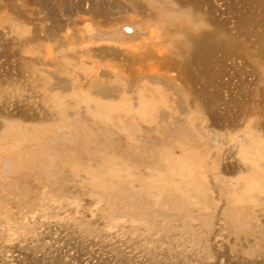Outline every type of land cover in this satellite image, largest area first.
<instances>
[{"label":"rangeland","instance_id":"374dc122","mask_svg":"<svg viewBox=\"0 0 264 264\" xmlns=\"http://www.w3.org/2000/svg\"><path fill=\"white\" fill-rule=\"evenodd\" d=\"M180 1L0 0V264H264V0Z\"/></svg>","mask_w":264,"mask_h":264},{"label":"bare ground","instance_id":"6f19581e","mask_svg":"<svg viewBox=\"0 0 264 264\" xmlns=\"http://www.w3.org/2000/svg\"><path fill=\"white\" fill-rule=\"evenodd\" d=\"M172 1V0H171ZM176 1V0H175ZM180 1V0H179ZM182 1V0H181ZM181 1H180V3H181ZM187 1H189V0H187ZM186 1V2H187ZM199 1H204V2H206V1H209V2H213V5H214V9H212V10H215V13H216V15L218 16L217 18H219V20H223V18H224V13H225V11H224V9H220L219 7H217L216 6V4L218 3V5H219V2L221 3L223 0H199ZM231 1V0H230ZM239 1V0H238ZM237 0L235 1V2H238ZM243 1V0H242ZM248 1H250V0H248ZM178 2V1H177ZM245 2L246 1H244L243 3L245 4ZM189 3V2H188ZM230 3V2H229ZM232 3V2H231ZM230 3V4H231ZM234 3V2H233ZM232 3V4H233ZM169 4H171V3H169ZM190 4H191V1H190ZM194 3L192 2V6H194L193 5ZM195 4H197V3H195ZM231 4V5H232ZM242 4V3H241ZM246 4H247V2H246ZM179 6L178 7H181L180 6V4H178ZM199 4H197V6H198ZM169 6V5H168ZM167 6V7H168ZM188 6H189V4H188ZM244 6V5H243ZM171 7V6H170ZM194 7H196V6H194ZM201 7H203V6H201ZM245 7V6H244ZM192 8V7H191ZM199 9H201L200 7H198ZM250 8V7H249ZM161 9H163L164 10V8H161ZM170 9V8H169ZM168 9V10H169ZM174 9V8H173ZM196 9V8H195ZM195 9H194V12H197L198 10L196 9V11H195ZM202 9H204V8H202ZM201 9V10H202ZM208 9V8H207ZM211 9V8H210ZM167 10V11H168ZM171 10V9H170ZM182 10H183V8H182ZM189 10V9H188ZM187 10V11H188ZM237 10V9H236ZM240 10V9H239ZM238 10V11H239ZM172 11V10H171ZM177 11H178V9H177ZM184 12H185V10H183ZM182 11V12H183ZM247 11V10H246ZM161 13H162V11H160ZM179 12V11H178ZM189 12H191V11H189ZM202 12V11H201ZM204 12H207L205 9H204V11H203V13ZM240 12H241V10H240ZM176 13V12H175ZM191 13H193V12H191ZM208 13V12H207ZM242 13V12H241ZM245 13V12H244ZM169 14V13H168ZM172 13H170V15H171ZM178 14V13H177ZM198 14V13H197ZM239 14V13H238ZM243 14V13H242ZM161 15V14H160ZM193 15V14H192ZM215 15V16H216ZM224 15V16H223ZM226 15H227V13H226ZM176 16V15H175ZM178 16V15H177ZM187 16V15H186ZM194 16V15H193ZM192 16V17H193ZM201 16V15H200ZM199 16V17H200ZM230 16V15H229ZM239 16V15H238ZM243 16V15H242ZM253 16V15H252ZM160 17V16H159ZM162 17H165L164 15L162 16ZM179 17V16H178ZM182 17V16H181ZM188 17H190V15H188ZM191 17V18H192ZM195 17H196V14H195ZM198 17V18H199ZM205 17H208V16H205ZM214 17V16H213ZM226 17H228V16H226ZM226 17H225V20H226ZM233 17V16H232ZM231 17V18H232ZM250 17V16H249ZM257 17V16H256ZM187 18V17H186ZM216 18V17H215ZM229 19H230V17H228ZM235 18V17H234ZM233 18V19H234ZM162 19H164L163 21H162V23H160V24H162V28H161V32H164L163 33V36H166V37H168V36H171V35H169V33L170 32H172L171 30H173L174 28H176V33L178 32L177 31V25L175 26L172 22H171V20H169V22L165 19V18H162ZM184 19H185V17H184ZM189 19V18H188ZM187 19V20H188ZM205 19H207V18H205ZM241 19V18H240ZM187 20H186V23H187ZM193 20V19H192ZM196 20V19H195ZM198 20V19H197ZM219 20H217V21H219ZM231 21H233L232 19H230ZM245 20V19H244ZM243 20V21H244ZM189 21V20H188ZM194 21V20H193ZM201 21V20H200ZM207 22H209V20H206ZM216 20H215V23L217 22ZM229 21V20H228ZM228 21H226V23H227V26H228V24H230V26L232 25V23H228ZM238 21H240V20H238ZM243 21H240V22H243ZM168 22V23H167ZM171 22V23H170ZM176 22H178L177 20H176ZM190 22V21H189ZM196 22V21H195ZM222 22V21H221ZM183 23H184V20H183ZM186 23H184V24H186ZM194 23V22H193ZM211 23V22H210ZM219 23H220V21H219ZM222 23H224V22H222ZM233 23H236L235 21L233 22ZM197 24V23H196ZM121 25H123V26H121ZM188 25V24H187ZM187 25H185V27L187 26ZM190 26H191V24H189ZM217 25V24H216ZM220 25H222V24H220ZM219 25V26H220ZM239 25V24H238ZM251 25V24H250ZM183 26V24H180V27H182ZM199 26V25H198ZM184 27V28H185ZM218 27V26H217ZM115 28H116V25L115 26H112L109 30H114L115 31ZM122 28V29H121ZM126 28H128L127 30H126ZM173 28V29H172ZM189 28V27H188ZM224 28H225V26H224ZM226 28H228V29H230V28H232V26L229 28V27H226ZM233 28H235L234 27V24H233ZM233 28H232V30H233ZM117 29H119L118 31L116 30L113 34H117V35H119V33L120 34H123V35H125V34H132V33H136V31H135V29L134 28H132V26L130 27V24H128V23H126V22H123V23H118L117 24ZM181 29V28H180ZM179 29V30H180ZM187 31H186V33H184V35L185 34H187L186 36H187V38H188V42H189V46H188V48L186 47H184L183 46V48L181 47V49L178 51V52H180L181 54H183V55H186V53L187 52H189V53H187V54H189L190 56L192 55L193 57H196L197 55H199V56H202V55H204L203 53H204V51H205V48L206 47H208L207 45H209V43L210 42H214V43H219V41H220V36H219V40L216 38V40H214L213 38H214V36H213V34H212V32L210 33V32H203V33H199V35L197 34V33H195L194 31H193V28H191L192 30L190 31V30H188L187 28H185ZM250 29V28H249ZM109 30H102L101 32H104V31H109ZM236 30H237V28H236ZM236 30H234L235 32H236ZM91 31V32H90ZM89 32H87L89 35L88 36H90V34L93 32H97V31H93V29L92 30H90ZM181 31H183V30H181ZM180 31V32H181ZM217 32H219V29H217L216 30ZM184 32V31H183ZM226 35H228V37L229 38H231L232 39V41H233V36H231V35H229V34H231V33H228V31H223ZM229 32H230V30H229ZM231 32H233V31H231ZM92 33V34H93ZM175 33V34H176ZM179 33V32H178ZM182 33V32H181ZM103 34V33H102ZM218 34V33H217ZM236 34H237V32H236ZM215 35V34H214ZM219 35V34H218ZM177 36V35H176ZM175 36V37H176ZM185 36V37H186ZM181 37V36H180ZM184 38V37H183ZM182 37H181V39H183ZM229 38H226V40L227 39H229ZM178 39H179V37H178ZM177 39V40H178ZM230 39V40H231ZM180 40V39H179ZM184 41L186 40V39H183ZM182 40V41H183ZM225 39H224V41H226ZM235 40V39H234ZM181 41V40H180ZM223 41V42H224ZM226 42H228V41H226ZM225 42V43H226ZM155 43H159V41H156ZM229 43V42H228ZM186 44V43H185ZM180 45V44H179ZM218 45V44H217ZM226 45V44H225ZM173 44H171V43H168V44H166V46H165V49H164V47H160V46H158V51H160L159 53H160V55H161V52L162 51H164V50H169V49H176V48H173ZM210 46V45H209ZM229 46V45H228ZM178 49V48H177ZM209 50H210V48H208ZM207 49V50H208ZM212 49V48H211ZM222 49V48H221ZM229 49V48H228ZM243 50V49H242ZM212 51V50H211ZM231 51V50H230ZM226 52V51H225ZM240 52V51H239ZM228 53V52H227ZM139 55H142V54H139ZM149 56V58H150V60H151V62L154 64L155 62H156V59H154L155 58V56L156 57H159L160 55H153V53L151 52V51H149V54H148ZM188 55V56H189ZM162 56V55H161ZM189 56V57H190ZM152 57V58H151ZM189 57H186V58H189ZM161 58L162 57H159L158 59V65H162L163 67H170L171 68V65H173V63H174V61L175 60H173L172 58H168V59H165V60H161ZM181 58H184L185 59V57H181ZM190 58H192V57H190ZM197 58V57H196ZM200 58V57H199ZM202 60H203V58H201ZM171 60H173V63L171 62ZM138 61L139 62H141V57L140 58H138ZM195 61V60H194ZM196 61H198V60H196ZM199 62V61H198ZM188 63H191V61L189 62V60H185V63H183V65L185 64H187L188 65ZM169 64H170V66H169ZM181 64V63H180ZM180 64H178V65H180ZM175 65V64H174ZM191 65V64H190ZM196 65V64H195ZM178 67H181V66H178ZM183 68V67H182ZM188 68V67H187ZM185 69V68H184ZM183 69V70H184ZM181 70V69H180ZM181 73V72H180ZM183 73V72H182ZM187 74V73H186ZM121 75H120V72H115V74L113 75V76H110V78H114L113 80H115L116 82H119V83H121V77H120ZM134 81V80H133ZM132 81V82H133ZM97 81H95V82H91V86L90 87H92L93 88V86H95L97 83H96ZM100 83V82H99ZM122 84V83H121ZM123 85V84H122ZM149 88V87H148ZM121 90V89H120ZM119 90V91H120ZM127 91V90H126ZM126 91L123 89V90H121L119 93H115L116 94V96H122V97H124L126 94H128V93H126ZM111 93H106V95H110ZM104 96H105V93L103 94ZM158 96H160V95H158ZM183 102V101H182ZM162 106L163 105H157V111H156V113H157V115H162V113H163V108H162ZM152 107V106H151ZM61 110V109H60ZM148 115V114H147ZM147 115L145 116V117H147ZM130 117H132V116H130ZM129 118V117H128ZM139 122H141V121H139ZM159 127V129L158 130H160V126H158ZM145 129H149L150 130V128H145ZM209 136V135H208ZM163 138V135L162 134H160L158 137L157 136H155V137H153V141H154V143L155 142H157V141H159L160 143H161V146H164L166 143H168V140L167 139H165V140H163L162 139ZM212 141H213V139H212ZM171 144H173L174 146H176V143L175 142H170ZM189 145V144H188ZM192 145H194V146H197V147H199L200 149H201V152L199 153V154H201V155H204V154H207V152L209 153V149H210V147L212 146L211 144H209L208 142H205V144H204V142H202L200 139H195L194 141L192 140V144H190V146H192ZM210 146V147H209ZM130 148V146H128V149ZM121 192H123V193H125V191H123V190H121ZM134 192H138L137 190L135 191H132V192H129V193H126L125 195H127V197H133L132 198V200H133V202H134V200L136 199H138V198H140L136 193H134ZM169 195H163V198H162V202L164 203H167V202H169V204H173V205H179L180 203H178V199L177 198H173V196H171V194L170 193H168ZM115 196L114 197H123L122 199H124L126 196H124L123 194H121V193H119V192H117V193H115L114 194ZM169 198H171V199H169ZM201 198L203 199L202 201H201V203H202V207L203 208H205L208 204H209V201H208V199H207V197L205 196H201ZM131 203H132V201H130ZM133 204V206H131V207H133V211H136V209H137V211H140V212H142V211H145V210H147L146 208H145V206H141V205H144V204H139L138 202L137 203H132Z\"/></svg>","mask_w":264,"mask_h":264}]
</instances>
